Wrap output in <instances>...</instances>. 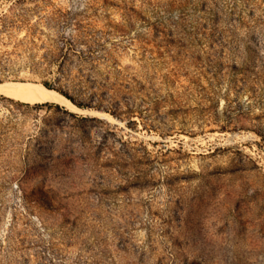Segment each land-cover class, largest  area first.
<instances>
[{
  "label": "rangeland",
  "instance_id": "1",
  "mask_svg": "<svg viewBox=\"0 0 264 264\" xmlns=\"http://www.w3.org/2000/svg\"><path fill=\"white\" fill-rule=\"evenodd\" d=\"M2 82L0 264H264V0H0Z\"/></svg>",
  "mask_w": 264,
  "mask_h": 264
},
{
  "label": "bare ground",
  "instance_id": "2",
  "mask_svg": "<svg viewBox=\"0 0 264 264\" xmlns=\"http://www.w3.org/2000/svg\"><path fill=\"white\" fill-rule=\"evenodd\" d=\"M0 96L25 104L55 103L74 108L64 96L39 83L2 82L0 83Z\"/></svg>",
  "mask_w": 264,
  "mask_h": 264
},
{
  "label": "trees",
  "instance_id": "3",
  "mask_svg": "<svg viewBox=\"0 0 264 264\" xmlns=\"http://www.w3.org/2000/svg\"><path fill=\"white\" fill-rule=\"evenodd\" d=\"M43 86L52 89V87L48 84V83H43ZM64 96H66L67 98H69L66 94L62 93ZM70 99V98H69Z\"/></svg>",
  "mask_w": 264,
  "mask_h": 264
}]
</instances>
